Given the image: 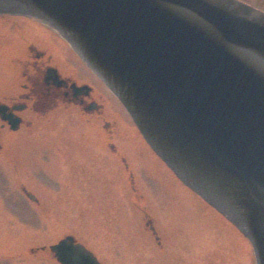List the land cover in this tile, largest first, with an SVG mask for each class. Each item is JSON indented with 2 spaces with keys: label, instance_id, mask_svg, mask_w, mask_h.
Wrapping results in <instances>:
<instances>
[{
  "label": "water",
  "instance_id": "1",
  "mask_svg": "<svg viewBox=\"0 0 264 264\" xmlns=\"http://www.w3.org/2000/svg\"><path fill=\"white\" fill-rule=\"evenodd\" d=\"M55 30L264 264V12L236 0H0ZM12 129L18 119L8 117ZM60 264H102L72 235Z\"/></svg>",
  "mask_w": 264,
  "mask_h": 264
},
{
  "label": "rangeland",
  "instance_id": "2",
  "mask_svg": "<svg viewBox=\"0 0 264 264\" xmlns=\"http://www.w3.org/2000/svg\"><path fill=\"white\" fill-rule=\"evenodd\" d=\"M5 18L3 23L23 24L17 17ZM30 24L25 20L28 34ZM106 92V118L118 131L114 142L146 198L132 195L122 162L98 146L93 134L105 133L106 127L95 115L76 107L28 113L19 130L3 134L0 264H60L40 246L67 233L103 264H255L247 239L172 174L118 99Z\"/></svg>",
  "mask_w": 264,
  "mask_h": 264
},
{
  "label": "flooded vegetation",
  "instance_id": "3",
  "mask_svg": "<svg viewBox=\"0 0 264 264\" xmlns=\"http://www.w3.org/2000/svg\"><path fill=\"white\" fill-rule=\"evenodd\" d=\"M236 1L264 12V0ZM8 15L21 19L23 24L3 23ZM25 20H30L33 27L29 34ZM38 24L37 20L21 15L0 14V152L4 148L3 134L19 130L28 119V113L45 114L59 107H76L82 114L95 115L102 121L106 132L97 130L93 134L98 146L106 155L115 156L122 162L132 195L145 199L146 193L137 186L125 152L114 142L118 131L116 122L106 118L107 87L70 47L65 46V42H61L57 33L49 27L51 33H47ZM8 117L19 120L16 129L11 128ZM111 123L114 126L108 128ZM7 180L11 181V178L7 177ZM21 188L28 198L36 199L25 187ZM146 223L150 224V232L158 240L152 218Z\"/></svg>",
  "mask_w": 264,
  "mask_h": 264
},
{
  "label": "bare ground",
  "instance_id": "4",
  "mask_svg": "<svg viewBox=\"0 0 264 264\" xmlns=\"http://www.w3.org/2000/svg\"><path fill=\"white\" fill-rule=\"evenodd\" d=\"M23 15H21V17H22ZM24 17H28V16H24ZM43 24V23H42ZM44 25V24H43ZM46 27H47V25H45ZM66 44H65V46H68V47H70L71 48V46L69 45V43L67 42V41H65L64 39H62ZM72 49V48H71ZM73 50V49H72ZM74 51V50H73ZM75 52V51H74ZM76 53V52H75ZM92 72L99 78V80L102 82V83H104L103 81H102V79L92 70ZM104 85H105V83H104ZM106 86V85H105ZM107 87V86H106ZM107 89L109 90V91H111L108 87H107ZM119 100V99H118ZM148 145V144H147ZM148 147H149V145H148ZM153 151V150H152ZM154 152V151H153ZM154 155H156V157L157 158H159L164 164H165V162L158 156V154L157 153H155L154 152ZM166 165V164H165ZM35 200H37V198L35 199ZM66 235H72V236H74L73 234H70V233H67ZM74 238H75V236H74ZM76 240V239H75ZM58 241V240H57ZM56 241V242H57ZM77 241V240H76ZM56 242H53V243H51V244H54V243H56ZM77 242H79V241H77ZM51 244H49L48 246H46V245H42V246H40V248L41 249H45V250H48L49 252H51V255L54 257V255H53V252L50 250V245ZM83 244V243H82ZM84 245V244H83ZM86 247V246H85ZM86 248H88V247H86ZM89 249V248H88ZM90 250V249H89ZM55 258V257H54ZM54 260H56L58 263H59V261L55 258ZM254 262H255V260H254Z\"/></svg>",
  "mask_w": 264,
  "mask_h": 264
}]
</instances>
